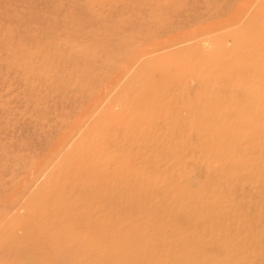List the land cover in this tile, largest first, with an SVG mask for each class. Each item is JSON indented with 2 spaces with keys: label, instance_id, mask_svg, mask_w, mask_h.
<instances>
[{
  "label": "rangeland",
  "instance_id": "374dc122",
  "mask_svg": "<svg viewBox=\"0 0 264 264\" xmlns=\"http://www.w3.org/2000/svg\"><path fill=\"white\" fill-rule=\"evenodd\" d=\"M263 5L0 0V264H264Z\"/></svg>",
  "mask_w": 264,
  "mask_h": 264
},
{
  "label": "bare ground",
  "instance_id": "6f19581e",
  "mask_svg": "<svg viewBox=\"0 0 264 264\" xmlns=\"http://www.w3.org/2000/svg\"><path fill=\"white\" fill-rule=\"evenodd\" d=\"M263 6H264V5H263ZM258 15H259V19H258V20H260L261 18H264V9H263V8L261 9V13H259ZM260 16H263V17L260 18ZM255 17H256V16H255ZM252 19H253V18H252ZM256 20H257V18H256ZM250 65H251V64H250ZM250 87H251V86H250ZM244 126H245V125H244ZM64 226H65V225H64ZM64 226H63V227H64ZM79 227H80V226H79ZM67 230H68V229H67ZM69 230H70V229H69ZM77 238H78V237H77ZM85 241H86V240H85Z\"/></svg>",
  "mask_w": 264,
  "mask_h": 264
}]
</instances>
